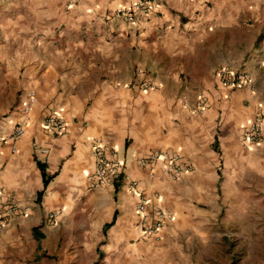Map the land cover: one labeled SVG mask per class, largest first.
I'll list each match as a JSON object with an SVG mask.
<instances>
[{
    "label": "crops",
    "instance_id": "1",
    "mask_svg": "<svg viewBox=\"0 0 264 264\" xmlns=\"http://www.w3.org/2000/svg\"><path fill=\"white\" fill-rule=\"evenodd\" d=\"M137 1L0 0V63L7 64L0 71L3 83L20 90L0 120V203L14 201L24 212L0 233L28 217H43L52 227L48 216L59 217L77 193L85 192L95 205L108 198L113 202L104 208L102 226L115 213L103 231L105 251L113 249L112 243L115 248L125 243L137 259L142 243L152 264H192L189 256L198 257L209 244L211 210L227 184L219 181L217 166L229 163L234 172L263 144L264 124L257 145L241 141L248 125L263 114L260 104L252 112L253 78L239 66L264 55L253 45L264 30V0H151L152 9L135 14L131 23L115 16ZM197 69L215 72V90L208 99L201 95V111L193 106L199 95L189 98L190 107H173L172 99L162 95L168 88L164 78L176 81L174 75ZM221 69L244 73L248 86H222L217 80ZM100 75L108 80L100 81ZM89 79L82 90L79 84ZM28 92L34 105L23 135L11 146L8 136ZM77 105H88L84 128L73 120ZM50 114L62 119V135L42 129ZM96 137L119 151L125 175L147 199L146 212L161 208L171 213L155 235L140 236L135 198L121 186L89 185L94 166L88 143ZM161 151L178 154L189 172L173 178L160 163L151 170L138 165L149 153ZM37 165L48 180L38 202ZM233 179L237 188V173Z\"/></svg>",
    "mask_w": 264,
    "mask_h": 264
},
{
    "label": "rangeland",
    "instance_id": "2",
    "mask_svg": "<svg viewBox=\"0 0 264 264\" xmlns=\"http://www.w3.org/2000/svg\"><path fill=\"white\" fill-rule=\"evenodd\" d=\"M263 42L264 30L261 29L253 45L264 52ZM262 54H258V60L249 61L246 66L240 65L239 69L248 70L251 74L254 102L252 112L254 113L256 104H260L259 109L264 117ZM0 65L7 64L3 60ZM214 75L215 72L204 74L197 69L191 74L181 72L174 75L176 81H172L171 77L164 78L168 88L162 91V95L172 99L173 107L187 105L189 98L194 99L196 95L208 99L210 92L215 90ZM104 79L108 80L107 76L100 75L99 80ZM88 83L91 84L90 79L79 86L84 90L90 85ZM154 90L156 89L152 91ZM19 93L20 90L13 85L3 83L0 71V120L9 114ZM192 105L193 103L189 107ZM87 106H75L78 114L73 120L82 128L89 121L84 118ZM219 111L218 109L215 114L216 129L220 127ZM262 143L260 148L245 157V163L241 160L234 166V172L229 163L221 165L220 162L217 166L219 181L227 184L220 187L221 199L211 210L213 216L209 244L205 250L197 253L198 257L189 256L192 264H264V131ZM216 152L219 154L218 149ZM236 173L239 186L234 188L232 182L237 184L233 179ZM69 202L71 206L64 213H59L57 222L52 227L45 225L43 217L35 220L28 217L3 230L0 233V264H152L149 251L147 247L143 248L142 243H139L141 249L137 259H132L125 243L118 248L112 243L113 249L105 251L102 222L106 218L105 206L113 203L111 198L95 205L96 199H89L82 192L77 193L75 200ZM203 205L205 209L211 208L209 204ZM32 228L41 235L40 239L33 237ZM185 260L190 259L186 257Z\"/></svg>",
    "mask_w": 264,
    "mask_h": 264
},
{
    "label": "built area",
    "instance_id": "3",
    "mask_svg": "<svg viewBox=\"0 0 264 264\" xmlns=\"http://www.w3.org/2000/svg\"><path fill=\"white\" fill-rule=\"evenodd\" d=\"M151 0H138L125 10H117L115 16H119L126 22L131 23L137 13L149 12L152 9ZM219 84L234 89L248 86V79L242 72H234L221 69L217 73ZM147 87L149 85H146ZM34 105L33 93L28 92L26 100L20 109V115L8 136L11 146L23 135L28 124L30 112ZM204 107L203 98L199 95L195 100L194 110L201 111ZM264 119L257 115L253 122L244 130L241 141L248 146L257 145L261 139ZM42 129L52 135H62L64 124L60 117L55 114L48 115L43 120ZM90 155L93 160V171L88 177L91 187H122L126 193L135 198L134 212L137 216V228L142 237L155 235L166 222L172 218L171 213L161 208H155L149 215L146 212L147 199L144 193L137 188V182L129 179L124 172V163L119 151L98 138L89 140ZM46 154L45 149L39 151ZM154 163H160L164 171L173 178H178L189 172V166L185 165L178 154L166 151L152 152L138 160V165L151 170ZM23 209L14 201L0 203V230L12 223L17 217L23 215ZM57 214L48 216L49 225L56 224Z\"/></svg>",
    "mask_w": 264,
    "mask_h": 264
},
{
    "label": "trees",
    "instance_id": "4",
    "mask_svg": "<svg viewBox=\"0 0 264 264\" xmlns=\"http://www.w3.org/2000/svg\"><path fill=\"white\" fill-rule=\"evenodd\" d=\"M37 166H38V169H39L40 174H41L42 190L36 194V202L39 201V199H40V197H41V195H42L43 190L46 188V186H47V184H48V180L46 179V177H45V175H44V172H43V170H42L41 165H37ZM114 218H115V213H113V215H112V220H111V222L108 223V224L103 225V228H102L103 231H104V229L110 227V226L113 224ZM31 232H32V235H33L34 238H37V239H40V238H41V235H40L39 233L36 232V229H35V228H32V229H31Z\"/></svg>",
    "mask_w": 264,
    "mask_h": 264
}]
</instances>
